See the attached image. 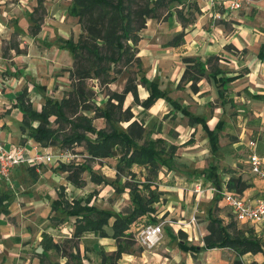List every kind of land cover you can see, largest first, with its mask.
Here are the masks:
<instances>
[{
	"label": "rangeland",
	"instance_id": "obj_1",
	"mask_svg": "<svg viewBox=\"0 0 264 264\" xmlns=\"http://www.w3.org/2000/svg\"><path fill=\"white\" fill-rule=\"evenodd\" d=\"M247 1L243 2L240 9ZM71 2L72 0H44L43 6H39L38 0H0V21L3 23V31H0V59L4 58L9 67L20 60L19 64L30 68L24 72L28 81L41 78L47 89L44 92L30 93L34 106L40 108L48 95L59 100L69 97L73 101V107L67 111V115L72 119L77 120L76 117L81 114L88 115L93 117V124L97 129L103 128L106 131H110L114 126L130 129L134 124L135 129L139 128L142 131L141 136L133 133L139 144L163 139L165 141H159V149L164 146L167 150L170 145H176L175 167L173 169L161 167L158 176L139 164H134L131 170L125 168L119 171V156L122 155L120 148L115 151L113 157L93 159L89 154L87 142L75 141L68 144L63 141L67 134L73 132L72 125L58 124L54 122L55 117L51 116L52 126L58 128L55 131V141L46 149L40 150L50 151L57 161L52 164H41V171L35 170V174L26 166L22 172L11 176V184L0 187L1 191L4 190L10 195L11 201L10 213L2 215V224L4 227H9L10 232L4 237L5 234L0 229L1 247L4 244L6 248L9 247L6 251L0 249L2 250L0 264L5 262L1 261L3 256L9 262L13 260V264H52L53 262L65 264L67 261L76 264L72 254L78 255L83 264H102L101 250L107 255L117 250L119 241L112 237L103 238L92 232L79 237L74 235L75 218L64 212L60 214L52 210L51 204L59 194H64L70 201L80 198L86 200L92 194L91 204L124 215L132 211L131 188L135 186L142 188L143 184L152 183V188L159 187L158 190H162L161 200L155 205L156 210L138 217L122 239L130 248L122 255L120 264H167L172 261L170 260L172 253L166 252L165 249L167 246L173 248L177 246L175 239L179 238L181 231L187 234L188 241L194 244L204 243L205 235L203 236L201 231L207 229L206 234L209 233L208 225L211 218H219L223 224H226L219 215L227 217L225 219L233 222L235 229H238L231 210L216 208L215 201L209 200L212 196L210 192L215 190V186L203 173L210 162L217 163L222 174H226L229 170H237L239 163L236 162V166L231 161L235 155L227 158L224 155L216 158L210 156L207 136L201 126H191L189 119L181 112L173 110L167 103L161 105L163 99L155 105V110H152V106L145 109L142 105V101L151 91L148 85H143L141 82L143 73L151 80L158 79L162 88L187 105L193 113L207 118H211L212 115L224 118L227 114L230 118L231 130L225 129L221 133L222 146L237 139L236 133L241 132L245 126H259V129L255 130L257 132L261 130L262 125L255 123L257 117L249 101H245V93H237L234 89L237 101L223 104L220 98L212 97L217 91L212 79L203 77L193 82L184 76L187 67L185 58L197 55L181 54V48L168 46L178 33L186 29L181 17L197 18L196 2L194 0L168 2L158 8L155 17L147 19L146 27L139 31L138 43L134 44L130 41L132 49L135 48L137 56L141 58L140 71L137 61L130 64L120 62L108 73L97 77L92 72L84 79L79 78L77 70L79 67L87 70L91 68V57L87 52H82L81 60L76 61L72 53L56 50L55 47L48 48V45L43 43V41L54 43L59 37V32L66 33L74 41L80 39L83 26L78 17L69 13ZM144 4L146 0H135L134 7ZM28 12L34 14V19L28 17ZM224 15L221 18H213L224 22ZM38 24L41 26L40 29ZM227 24L229 25V22ZM26 35H34V39L28 41ZM225 49L240 56L245 52L234 44L226 45ZM102 51L105 53L107 49L103 47ZM214 56L217 58L210 63V68L221 64V56L218 54ZM31 57L38 58L32 63ZM33 70L36 71L35 76H31ZM0 74L1 79L11 78L8 72L0 71ZM207 80L210 82L211 90L201 92ZM129 82L133 87H137L138 100L135 99L133 92H125ZM121 94L123 100L119 97ZM86 104L93 107L107 105L113 113V120L109 122L101 113L87 110ZM11 106L13 103L8 101L4 107H0V116L6 117L12 109ZM257 132H254V136ZM89 136L93 139L96 137L94 133H89ZM79 162L92 167L101 176L116 180L115 184L95 183L89 170L81 173L78 184L71 182L68 177L69 172L61 166L63 163ZM124 186L126 188L122 191L117 188ZM113 221L114 219H111L110 224ZM150 224L162 226L160 241L152 247L143 242L141 235L143 227ZM245 225L249 228L248 223ZM235 229L232 228L231 231L235 232ZM107 231L113 233L110 226L107 227ZM44 232L52 234L54 241L59 244V249L50 251L48 257L41 253ZM261 240L264 242V239ZM203 261L201 258L196 263Z\"/></svg>",
	"mask_w": 264,
	"mask_h": 264
},
{
	"label": "trees",
	"instance_id": "obj_2",
	"mask_svg": "<svg viewBox=\"0 0 264 264\" xmlns=\"http://www.w3.org/2000/svg\"><path fill=\"white\" fill-rule=\"evenodd\" d=\"M171 1L174 3L181 0H146V4L136 8L134 7L135 0H72L69 13L79 18V22L83 26V33L76 42L73 39L63 38L60 48L69 50L76 61L81 60L82 52H87L91 57L90 69L87 70L84 67L78 68L77 74L80 79L89 77L92 72L97 77L101 76L103 73H108L110 69H115L120 62L130 64L137 61L140 71L142 68L141 58L137 56V50L135 48L134 50L132 49L130 41L137 44L140 38L139 31L146 27L147 19L155 17L158 8ZM184 35V32L178 33L168 43V46L180 45L184 40ZM100 41L102 44H100ZM103 47L107 49L105 53L102 51ZM259 55L264 59V45H262ZM214 58H217V56L212 55L206 60H202L199 56L186 57L185 62L187 63V67L184 76H187L188 80L193 82L203 77H209L215 82L222 101H232L226 100L228 85L238 76H228V71L218 65H213L210 68L209 65ZM108 63L110 65H107ZM141 82L143 85H148L151 89L148 97L142 101L145 109L150 108L158 99H165L173 106V110L181 112L189 119L190 125L194 127L201 125L207 134L211 152L213 154L218 152L220 148L219 132L224 128L225 120L220 119L216 127L212 129L208 125L206 116L193 113L187 106L173 99L168 90L161 88L158 79L151 80L148 75L142 73ZM132 87L129 82L125 92H133L135 99L138 100L139 93L137 87ZM119 97L123 100L122 94ZM45 99V103L41 109H38L33 106L30 98H28L27 90H23L17 96L18 103L23 110L21 126L23 131H27L43 147H49L55 141V131L58 128L52 126L53 121L50 120V117L54 116V122L58 124L70 123L72 125L73 132L67 134L63 141L68 144L75 141L87 142L89 154L93 159L113 157L115 156V151L120 148L122 155L119 156V171L125 168L131 170L134 164H139L145 166L149 172L158 176L161 167L168 169L175 167L176 161L174 155L177 150L176 145H170L167 150L164 146L159 149V141H165L163 139L149 140L144 144H139L133 133L135 132V135L141 136L142 131L139 128L135 129L134 124L131 125L130 129L117 126L112 127L110 131H106L103 128L97 129L93 124V117L81 114L75 120L67 115V111L73 107L71 98L64 97L59 100L46 96ZM85 108L101 113L109 122L113 120V113L107 105L93 107L86 104ZM89 133H94L96 137L93 139L89 136ZM61 167L69 172L68 177L75 184L79 183L81 173L86 170L92 173V179L97 184L105 183L109 185L115 184L116 181L99 175L84 162L62 164ZM203 173L207 179L213 181L217 187H220L221 179L216 164L204 169ZM228 186L243 190L245 182L241 178L233 176L229 180ZM117 188L122 191L126 187ZM130 194L132 198V211L124 215L91 204L90 197L92 194L86 200L80 198L71 201L64 194H59V197L53 200L51 206L53 211L60 214L64 212L70 217L75 218L74 235L77 237L92 232L99 237H112L118 240L117 250L113 254L107 255L102 250L100 254L103 260L102 264H120L123 253L127 252L130 248L126 242L122 241L126 236V232L138 217L156 210L155 205L157 202H160L162 191L152 188V183H147L143 184L142 188L138 186H135L133 189L131 188ZM219 197L220 193L217 199ZM2 202L1 200V205H3ZM4 209L0 208V212L4 211ZM55 218L57 217L55 216ZM111 219H114L112 224H110ZM108 226L113 229L112 234L107 231ZM232 228H236L233 222L223 224L219 218L213 217L208 225L209 233L204 236L203 246L190 243L187 240V234L183 231L179 235L181 239L179 245L185 251L195 252L215 247H229L237 254L231 264H245L242 256L248 252L253 254L262 252L264 254V242L256 235L252 228L235 229V232L231 231ZM41 246V253L45 257L49 256L50 251L59 249V244L48 233H44ZM72 258L76 260V264H83L82 259L78 255L72 254ZM52 264L61 263L53 262ZM65 264H70V262L67 261Z\"/></svg>",
	"mask_w": 264,
	"mask_h": 264
},
{
	"label": "crops",
	"instance_id": "obj_3",
	"mask_svg": "<svg viewBox=\"0 0 264 264\" xmlns=\"http://www.w3.org/2000/svg\"><path fill=\"white\" fill-rule=\"evenodd\" d=\"M38 2H39V6H43L44 0H38ZM194 2H196L195 7L197 12L196 14L197 18L195 17L190 18L184 16L181 17L182 22H184V26L186 27L185 31H182L185 34L184 40L180 45L173 47L177 49L181 48V54L197 55V56H201L202 59H205V57L210 55H216V54L220 55L221 56L220 67L228 71V76H238L234 81L230 82V84L228 85L226 100L232 99L233 102L237 101L235 100L234 89H236L237 93H242V94L245 93L244 94L245 101L246 100L249 101L250 107L257 117L256 118L257 122L255 123H257V125L260 124L262 125V127L260 128L261 130L259 132L255 130V129H259V126H252V127L245 126L241 132L236 133V135L238 136L237 139H234L231 143H229L226 146H222L221 133H223L225 129H227V131L231 130L229 126L230 118L227 117V114H225L224 118L222 116L216 117L214 115H212L211 118H207L208 125L212 129L216 127L220 119L225 120V126L219 132L220 148L216 154H213L211 152L207 137L209 155L215 158L218 157L219 155H221V157L224 155L225 158H227L228 156L235 155V158L234 159L231 158V161H233L235 165L236 162L239 163V167L237 168V170L236 169L229 170L226 174H222L219 171V165L215 162L214 163L210 162V165L216 164L218 166V174L221 179L220 187H217L213 183V181L207 179V177L204 174L206 179L216 187V190L214 191L211 190L210 194L212 196H210L209 200H211V202L215 201L216 208L225 209L229 207L225 204L221 194L220 197L217 199V197L219 196L218 190H220L221 188L227 186L230 190H234L245 199L254 200L255 198H258L262 195V189L264 186V180L258 178L255 174H253L248 164L249 154L252 151L251 148L249 147V142L251 140L257 141L256 151L261 156L264 157V133H263L264 132V59L261 58L259 55L262 45H264V0H248L246 5L242 9L239 8L232 11L231 13L230 12L225 13L224 22L215 20L213 18L214 12L217 9L210 8L209 5L204 0H194ZM221 11L224 12V10ZM27 14L28 17L34 19L33 18L34 14L32 12L30 13L28 12ZM227 22H229V25L227 24ZM2 27H3V23H1L0 21V31H3ZM38 27L39 29L41 28L40 24H38ZM26 36L28 41H32V39H34L33 38L34 35L33 36L26 35ZM58 36L59 37L56 39L54 43H48L46 41H43V43H46L48 45V48L55 47L56 50L59 49L64 52L71 53L69 50L60 48V44L63 38L65 39L66 38L73 39V38H71L64 32H59ZM228 44H234L238 49L240 50L244 49L245 52H243L241 56L234 55L225 49L226 45ZM37 58L31 57V62L33 63L35 59L37 60ZM20 62H21L20 60H17L14 65L9 67L4 58L0 59V71L8 72V74L11 76L9 80H6L4 78L1 79L0 77V107H4L6 104H8V101H11V103H13V106H11L12 109L9 111L10 113L7 114L6 117L0 116V141L6 145L7 149H12L15 145H24L26 147L27 156L32 157L35 155L37 150L46 149V147L45 148L39 147L41 146V144L36 142L28 134L27 131L26 132L23 131L21 127L23 120V110L18 103L17 96L21 94L23 90H27L28 98H30L31 92H44L47 89V87L41 81L40 77L33 78L30 79L31 81H28L26 74H24V72L25 70H29L30 68L28 67L26 68L22 66L21 64H19ZM33 71L34 72L33 74L31 73L32 74L31 76H35L34 73L36 71L35 70ZM205 84L206 86L204 89L201 90V92L211 90L209 86L210 82L208 80ZM244 95H242V98H244ZM212 97L220 98L218 89L216 92L213 93ZM172 98L178 100L177 98L174 97ZM161 99L163 98L158 99L155 102V104L152 105L153 107L152 110H155L154 109L155 105H157L158 101ZM45 100L43 103H41L39 108L38 106L37 107L34 106L33 101L30 98V101L32 102L33 106L38 109H41L42 105L45 103ZM178 101L180 102V100ZM221 102L223 104H226L231 101L223 102L221 99ZM165 103L169 104L173 109V106L170 103H168L165 99H163V103L161 105ZM181 104L187 106L183 103ZM197 126H201V125H197ZM254 132L255 133L257 132V135L254 136ZM44 164H52V163H44ZM25 167L26 168L29 167L33 174H35V170L38 172L41 171L40 169L41 164H33L29 162L22 163L16 166L8 177L2 178L0 182V187L11 184L12 183L11 176H15V174L22 172V170ZM233 176H235L236 178H241V180L245 182V188L243 190L230 188L228 186V182ZM156 188L159 189V187ZM9 197L10 195L7 192H4V190L1 191L0 201L1 200L3 201L2 202L3 205L0 204V208H5V209L4 211L0 212V229L1 232L5 234L4 237L6 236V234H9L10 232L9 231L10 228L7 226L4 227V225L2 224L3 222L2 215H8L11 210L10 208L11 201ZM219 217H221L224 223L226 224L229 223L228 222L229 220L225 219L227 217H224L223 215H219ZM236 222L238 225V229H246L245 223L239 221ZM248 225L249 228H252L254 230L257 236H259L261 239H264V229L253 226L251 224ZM201 232L202 235L204 236L206 235L207 229H202ZM103 238H107V237H103ZM175 240H177L176 241L177 246L175 248L171 246H167L165 249L166 252L172 253V259H170L172 261L167 262V264H231L237 256L236 252L229 247H215V248L203 249L197 252L185 251L181 249L179 245V242L181 240L180 237ZM195 245L203 246L204 243H199ZM1 248L2 250L5 251L9 249V247L6 248L5 244L2 245V247L0 244V249ZM2 250H0V255L2 254ZM201 258H203L204 261L202 263H196V261H198V259L200 260ZM242 258L245 261V264L248 263L264 264V254L262 252L256 254L248 252L244 254ZM7 260L8 259H6V257L3 256L1 261L7 262V263L4 262V264L14 263L13 260H11L10 262L9 260L8 261ZM246 261H248V263Z\"/></svg>",
	"mask_w": 264,
	"mask_h": 264
},
{
	"label": "built area",
	"instance_id": "obj_4",
	"mask_svg": "<svg viewBox=\"0 0 264 264\" xmlns=\"http://www.w3.org/2000/svg\"><path fill=\"white\" fill-rule=\"evenodd\" d=\"M210 8L217 9L214 12V18H221L225 13L242 7L245 0H204ZM224 10L222 12L221 10ZM251 152L249 154L248 164L251 172L258 178L264 180V157L257 151V141L249 142ZM24 145H15L12 149H7L6 145L0 141V182L2 178L8 177L12 170L25 162L33 164L54 163L57 161L50 151L37 150L34 156L28 157ZM216 190V187H214ZM225 204L230 208L236 221L248 223L264 229V186L262 195L254 200H248L242 197L227 186L218 190ZM162 226L150 224L143 227L141 231L143 242L152 247L156 245L161 238Z\"/></svg>",
	"mask_w": 264,
	"mask_h": 264
}]
</instances>
